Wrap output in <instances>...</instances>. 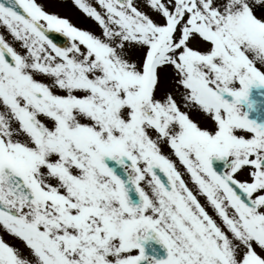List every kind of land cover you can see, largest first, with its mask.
<instances>
[{
    "label": "snow or ice",
    "instance_id": "1",
    "mask_svg": "<svg viewBox=\"0 0 264 264\" xmlns=\"http://www.w3.org/2000/svg\"><path fill=\"white\" fill-rule=\"evenodd\" d=\"M0 264H264V0H0Z\"/></svg>",
    "mask_w": 264,
    "mask_h": 264
},
{
    "label": "flooded vegetation",
    "instance_id": "2",
    "mask_svg": "<svg viewBox=\"0 0 264 264\" xmlns=\"http://www.w3.org/2000/svg\"><path fill=\"white\" fill-rule=\"evenodd\" d=\"M156 239H158V237ZM160 243L162 244V246L164 248V254H166V245H164L162 241H160ZM154 248L156 249V245L155 244H154ZM148 251L151 253L153 251V249L152 248H149ZM159 253H161V252H159Z\"/></svg>",
    "mask_w": 264,
    "mask_h": 264
}]
</instances>
